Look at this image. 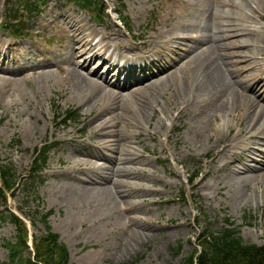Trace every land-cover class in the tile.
Listing matches in <instances>:
<instances>
[{"label":"rangeland","instance_id":"1","mask_svg":"<svg viewBox=\"0 0 264 264\" xmlns=\"http://www.w3.org/2000/svg\"><path fill=\"white\" fill-rule=\"evenodd\" d=\"M149 1L150 3L147 4V0H125L127 13L136 19L134 27L139 26L146 31L150 29L156 16L159 15V7L161 5L163 7L160 14L164 19L166 17L164 10L172 5V0H165L168 3H158L153 13L155 15L149 17L146 14L150 6L157 5L156 0ZM175 2L176 0H173V3ZM13 3L15 0H0V18L3 19L5 14H8L11 10L10 5ZM206 5L212 9H219L216 0H207ZM52 6H58L57 11H60L59 7L64 11L70 8L64 5L59 6V2L55 1L50 2L47 8ZM185 10L190 16L201 17L192 10V7H187ZM75 14L82 13L76 10ZM83 17L88 19L89 16L84 15ZM147 20L150 22L148 23ZM34 22L41 24V18L31 22L29 29L36 28ZM146 24L150 26L147 27ZM58 25L56 30L61 26V24ZM158 27L162 28V25L159 23ZM48 36L49 34L46 33V37ZM52 39L53 44L49 46L45 54L48 58L54 55H59L61 58L65 48L62 45L59 49V39L54 37V33H52ZM52 61L56 63V66L51 68L55 75L38 76L34 74L20 81L18 85H6L10 87L9 94L0 92V165L13 168L17 174H24L30 167L34 151L48 143H53L57 138L62 139L64 132L72 134L76 139H84V143L89 137L93 144L97 141L113 140L114 138L107 139L104 135V133L113 132L122 141L124 148L131 146L139 150L140 146H144L148 152L155 151L158 161L153 163V171L157 177L167 183L168 193L162 195L161 198L163 201H166V198L171 199L168 203L153 206L152 216L154 219H161L162 223L157 225L160 228L147 226V223L143 221L146 219L144 208L137 210L140 211L138 215L143 217L142 220L137 224L129 223L124 214L114 212L113 208L112 212H109L106 207H93V200L84 197L87 195H80V198H76L79 199L77 202L81 203L76 210L71 206L77 202L72 201L67 192L57 186L61 177H56L54 173H51L52 168L58 167L60 163L61 167L64 166L66 156L63 152L62 155L58 152L55 154L50 152L43 176L46 183L37 188L36 194L43 200L44 209L53 211L49 219L50 224L59 230L61 240L68 246L72 264H87L90 261L93 262L92 264H181L197 245V236L201 228L207 227L219 233L226 221L238 228L240 236L246 243L264 244V170L255 177L246 178L243 183L236 184L226 181L221 171L213 172L212 176L217 182L215 183L217 189L207 191L204 190L206 188H200L202 180L207 177L204 165L210 161L204 158V155L212 150L206 153L201 147L198 149L201 153H196L195 142L191 140V136L187 135L182 123H177L176 126L181 128L178 135L183 138L182 140H188L186 143L188 150L181 149L183 151L181 161L175 164L169 155H160L161 130L155 129L154 134L149 130L148 139H145L147 135H144L145 132L137 126L136 120H140L143 125H147L149 120L146 118L147 114H143L142 108L141 112H137L139 105L135 106L132 99L124 101L109 99L108 103L104 97L105 92L94 88L88 81L89 78L95 80L94 76L85 75L87 80H81L78 72L83 76L84 74L79 69L59 63L57 59H52ZM58 67L64 69L58 71ZM73 68L76 72L68 73ZM78 82L81 83L78 85ZM4 85L0 81V87L3 88ZM71 93L72 95L76 93L72 100L70 99ZM163 95L166 96L163 98ZM176 95H178L176 83L171 79L159 90L157 96L159 108H167L168 114L175 112L183 102ZM11 101H14L15 105L9 106ZM148 105L152 103L149 102ZM90 108L92 110L86 112V109ZM99 109H101L99 113H103L93 124L95 128L96 123L105 122L107 124L101 130V136L93 135L92 131L89 132L92 125L89 120L99 114H95ZM146 109L150 113V110ZM68 111L77 112L78 122L63 126L60 121ZM120 116L132 123L119 122ZM134 125L137 129L131 132ZM231 125L233 126L232 123ZM52 132L53 136H51ZM136 134L143 135L145 139L140 146L137 144L139 139L134 140ZM15 142H20L21 145L15 147ZM81 145V143H75L71 147ZM57 150L62 151L61 145ZM104 152L107 153V151ZM142 156L149 163L154 158L151 155L148 156L147 152L142 153ZM164 157L167 158L164 166L159 165ZM167 171L176 176H169L166 174ZM187 172L200 173L192 186L186 180ZM75 174L79 175L77 170ZM222 178L224 179L221 181ZM154 188L162 189L161 186H154ZM21 189L22 187L15 192L14 198L9 200L8 204V208L16 213L19 208L25 211L26 208L33 210L36 207L34 198L26 199ZM99 218H102L103 222L99 228L101 232L99 229L97 231L93 225V220ZM36 226L41 228L39 223H36ZM15 236L16 230L12 224L0 222V264L7 261L8 257L4 243L15 241Z\"/></svg>","mask_w":264,"mask_h":264},{"label":"bare ground","instance_id":"2","mask_svg":"<svg viewBox=\"0 0 264 264\" xmlns=\"http://www.w3.org/2000/svg\"><path fill=\"white\" fill-rule=\"evenodd\" d=\"M259 6L253 4L252 5V12L253 14H264V2L262 0H258ZM230 20H226L225 23H223L221 26L224 28H231L232 30H238L239 33L232 36H240V38H248L254 35V33L258 34L257 39L251 40V44H243L242 46L245 47L246 53L241 58L242 61H237L235 64H240L241 66L246 65L248 68L246 71H242L238 69L240 74L242 75V79L244 81V90H248V86L246 84L249 81H253L257 78L260 70L258 68V62L256 61L254 57V53L252 50L259 51L262 56H264V49H262L259 46H256V43L259 41L260 36L263 34L262 28H256L253 27L252 30H247L242 25V20H236L237 25L231 26ZM253 31V32H252ZM71 33V40L75 44L73 50H72V64L75 65L76 61L78 60L79 56L82 55V52H88L91 53L95 51L98 47L100 49L109 47L108 43L103 42V44L97 43L95 45L90 44V40L95 36L94 32L85 34V30L78 26L74 25L70 31ZM106 37L103 36V40H105ZM4 41L0 38V47H3ZM148 45H152V42H148ZM78 46V47H77ZM208 54V48H203L201 51L202 56H206ZM22 55L24 56V60H27L29 56L23 52ZM122 58L124 57V54L121 55ZM181 65V71H188L192 68L193 65L197 66V60L194 59H188L183 58L180 62ZM201 67V64H198V67L196 68V73L191 75L190 77L182 80L181 76H176L175 81L177 83H180V90L185 94L187 98H190L193 100V104L191 105V108H194L198 103H202L206 96V91L203 86L199 84V78L201 77V71L199 69ZM264 68V66H263ZM46 69V68H45ZM34 70V69H31ZM8 69H4L3 73L8 74ZM75 70H72V73H75ZM178 72L174 70L172 74H177ZM40 75H44L41 73ZM49 75H52V72L49 73ZM79 75V74H78ZM79 79L85 80V78L81 75H79ZM211 78V79H210ZM1 81L7 82V83H16L14 78H0ZM212 82L215 84L212 86L209 82ZM83 82V81H82ZM165 80H153L151 78L147 83H142L140 88L137 90H134L133 92H130L129 94H122V93H113L111 90L108 91L106 88H104L101 84L95 83L93 81H90V83L94 86V88H97L98 90L106 91L107 94L104 95L106 99H109V97L113 96V98H117L119 100H126L130 98L131 96H139L143 99V105L146 107L148 105L149 99H154V94L156 90L159 88L161 83H166ZM222 82V73L220 66L216 69L210 71L208 73V69H205L204 74V81L203 84L208 85L212 88L214 92V98L217 97V94L221 95L222 90L220 87V84ZM81 82H78V85ZM264 86V85H263ZM228 91L231 95L227 96L224 100L218 101V107L219 111H222V115L220 116V123L215 125L213 130L211 129L212 126H210L211 120L214 118V111L213 108L208 109L205 111L202 115L201 113H197L194 117L190 120V129L188 130V133H191V140L195 142V148L198 146L201 147L203 143L204 149L208 147V143L214 134V136L219 135L222 133V130L224 128H228L229 122L231 120L235 121L236 124V131L237 133L233 135V141L231 144H229L224 150L217 152L214 161L215 165L213 168H218L222 170L226 175L227 179H231L232 182H240L242 179L248 178L250 173L249 169L246 168H239L234 166L232 170L228 172L227 166L223 168L221 165V158L231 156L233 153H235L238 150L239 147V138L241 137V127L243 126V133L247 135L248 140H256V145H264V137H260V133H250L251 126L248 124H244V120H240L241 117V111L243 110L244 117L247 115V119L251 120V125L255 124L256 121L254 120V116L264 114V106L260 105L259 101L255 98L254 93L250 95H245L241 93V91L234 87L233 85H229ZM0 92H6L9 94L10 87L5 85L0 87ZM113 93V94H112ZM117 94V95H116ZM73 95H76V93H73ZM73 95L71 93L70 99H73ZM178 99H182V95H176ZM108 101V100H107ZM9 106L15 105L14 101L9 102ZM145 107L139 106L137 109V112H141V108L143 111V114H147L146 118L147 120H151L153 118L154 112H148ZM92 109H86V112L91 111ZM101 109H99L95 114L99 113ZM100 112L98 115H95L89 120V122L92 124L89 128L90 131H92L93 135L99 134L101 136V129L105 128L107 124L105 122H99L96 123V128L93 124L97 118L100 117ZM187 113V107L186 106H180L176 110V119L181 118ZM203 116L206 118V121H204ZM170 119L173 121V118H170L168 115V112L165 109H162L159 113V115L156 117V121L154 123L155 127L159 128H165L164 120ZM145 119V118H144ZM114 120V117H113ZM124 121L128 124H131L132 121L126 120L125 118H121L120 121ZM144 122V120H142ZM264 123V117L263 122ZM137 126L141 129L142 123L140 120H136ZM137 126L134 125L133 128H131V132H133V129H137ZM170 128H167L166 131L170 132ZM264 130V129H263ZM212 131L208 136H206L207 132ZM264 134V131L261 132ZM106 137L109 136V138H114L113 140H106L104 142L100 141L97 143H94L92 148L94 150H108L115 155L114 158H106L103 156H98V160H105L109 165L110 169L102 168L100 165H98L96 162L91 161L90 158H94V155H91L90 153L83 151L82 149L76 150L73 149L70 151L69 155H72L71 158L74 160L73 167H69L67 169H64L62 172L63 179L68 184L69 188L67 190V193L72 198V201L77 202L78 200L76 198H80L78 191H77V184H80L82 188L90 193L92 196H84L88 199H92L97 206L100 207H106L109 212H112L111 209L117 210L119 213H126L128 211L134 210L137 207H143L144 213L146 214V217H149V219H145V222L147 223V226L151 225V219L153 217L150 215L151 213V207L153 206L154 201L152 199L154 198H161V195L163 194V191L157 190L154 188V186L161 185L163 188H165L166 184H164L159 177L156 176L154 171L151 169V162L147 159H145L142 154L134 147H127L124 148V144H122V141L119 139L117 134H113L111 132L110 134L104 133ZM140 137V134L134 135V138ZM201 138H205L202 142L199 140ZM170 146V139L168 135H165V140L162 142V147L160 149L161 152H164L165 150H168ZM196 150V149H194ZM255 149L250 148L248 150V154L246 155V159L244 160L242 165H246V161L250 158L252 154H254ZM90 154V155H89ZM171 157L175 161L180 160V153L171 151L170 152ZM116 156V157H115ZM235 161H233V164ZM235 165V164H234ZM80 171H84L88 174H92L95 177L86 184H82L81 181L75 177L73 174V168H76ZM239 174H242L245 176V178L240 177ZM200 188H208L209 190L213 189V183L206 180L203 181L200 184ZM75 197V198H74ZM127 200H133L134 203L131 206L122 205ZM74 205V206H73ZM71 206L79 207L81 203H73ZM102 220V218L96 219L94 221V225L99 226V222ZM131 221V219H129ZM134 221V220H132ZM136 222L138 219L135 220ZM89 264H92L90 262Z\"/></svg>","mask_w":264,"mask_h":264},{"label":"trees","instance_id":"3","mask_svg":"<svg viewBox=\"0 0 264 264\" xmlns=\"http://www.w3.org/2000/svg\"><path fill=\"white\" fill-rule=\"evenodd\" d=\"M202 245L204 252L197 258V264H264V247H242L238 240H231L230 234L221 241L205 239ZM47 257L44 250L37 248L36 259L45 261ZM186 264H192L191 258Z\"/></svg>","mask_w":264,"mask_h":264}]
</instances>
